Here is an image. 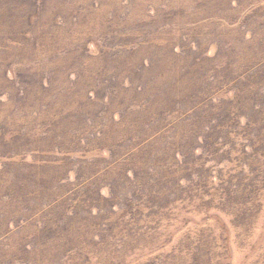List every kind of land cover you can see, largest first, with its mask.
Wrapping results in <instances>:
<instances>
[{
  "label": "rangeland",
  "instance_id": "rangeland-1",
  "mask_svg": "<svg viewBox=\"0 0 264 264\" xmlns=\"http://www.w3.org/2000/svg\"><path fill=\"white\" fill-rule=\"evenodd\" d=\"M97 1V28L87 38L92 55L105 57V68L85 59L79 65L76 60H55L51 67L49 57L42 55H37L45 59L42 70L25 57L20 58L27 59L22 65L12 66L9 61L17 59L16 55L30 53L0 49V58H5L0 62V80H5L6 72L15 77L20 69L19 80L21 76L24 80L19 85L34 90L45 87L40 108L33 100L22 109L11 106L16 115L0 116V123H11L5 134L9 141L6 146L0 142V193L6 192L4 198L9 200L17 198L15 192L25 191L27 204L11 209L5 205L0 210L4 211L0 214V264H55L44 251L49 245L41 235L58 229L53 222L62 214L44 219L62 210L66 219L71 217L68 228L90 227H79L92 233L88 235L91 240L81 243L88 244L77 250L91 248L101 257L99 264H264V139L257 136L264 131V81L259 77L264 39H252L259 37L264 0H216L211 5L201 0L202 6L196 4L200 0ZM83 3L75 2L73 11ZM105 4L108 8L103 12ZM162 8L182 12L187 18L185 28L215 22L217 37L227 32L235 17L243 40L230 36L220 42L210 37L204 56L214 59L223 50L230 54L211 61L209 69L191 68L202 55L199 35L187 38L177 32L181 29L172 31L173 25L167 31H130L132 22L142 28L154 25ZM102 13L105 23L116 16L119 29L110 24L103 34L99 30ZM193 16L202 17L195 23ZM75 25H70L74 35ZM62 28L57 40L65 37L67 42L60 51L72 53L71 43L85 40L67 36ZM157 46L164 54H154ZM39 49L34 54H44L50 47ZM142 58L144 68L138 66ZM156 58H160L158 63ZM233 64L238 65L232 68ZM50 81L53 89L48 90ZM163 83L169 85L171 98L172 86L178 87L180 95L196 84L205 85L192 100L186 97L181 105L169 103L161 115H148L144 108L150 106L146 103L154 85ZM162 101L160 95L155 103ZM72 103L86 107L84 131L79 135L69 116ZM63 104L67 107L61 111ZM54 123L60 124L64 138L54 137L51 144L41 146L38 129L49 130ZM23 127L31 131V147L25 138H18ZM164 145L167 153L157 156L164 163L148 157L151 150ZM144 157L148 158L143 163ZM126 165L130 167L124 169ZM168 172L169 179L159 184ZM146 180L156 195L152 201L139 200L134 194L136 187L144 191ZM163 186L168 188L165 193ZM94 193L100 196L98 203ZM60 201L55 208L51 206ZM92 204H97L98 212ZM89 216L95 217L91 223L85 221ZM66 219L58 225L63 226ZM95 220L99 225L91 227ZM95 228L100 238L93 234ZM134 239L137 245L133 242L125 262H120L123 244Z\"/></svg>",
  "mask_w": 264,
  "mask_h": 264
},
{
  "label": "trees",
  "instance_id": "trees-1",
  "mask_svg": "<svg viewBox=\"0 0 264 264\" xmlns=\"http://www.w3.org/2000/svg\"><path fill=\"white\" fill-rule=\"evenodd\" d=\"M77 1L78 0H0V49L15 48V50H21V51L26 49L30 53V54H18L16 55L17 59L9 61V63L12 66H14L19 62L22 65L28 59L36 69L42 70L44 67L43 64H44L45 59H40L37 56V55H42L43 57H49L47 59L51 61V67L55 63V60L56 61L76 60L78 61L77 65H79L85 59L86 61L94 62L95 66H101L102 68H105L106 67L105 57L102 54H100L101 52L99 53L100 55H94V56L92 55L93 52L90 50L91 42L89 41V37L87 38V35L92 34L93 31L97 28L95 27V24L97 23L98 13L100 9L97 6L98 1L97 0H83L84 3L82 5L79 4V7L75 11H73V5ZM208 1H209L208 5H211L214 2H216V0H208ZM196 4L199 6H202L203 1L200 0ZM107 8L108 7H106V4L104 6L101 5V9H103V12L104 10H107ZM118 8L121 9V6ZM168 11L164 8L157 10L158 12L157 21L156 22L153 21L152 23H154V25L148 28H142L139 26H135L136 22L130 23L131 24L130 31L133 33H139V34L150 31V30H157V29H162V28L163 29L160 31H167L166 28L173 25L172 31L175 29H181L180 31H177V32H181L182 34H184V36L187 35V38H190L191 34L199 35L201 39L198 43V51H200L202 55L194 60V65L191 66V68L198 67L202 70L209 69L211 68L210 67L211 61L214 62L218 58L223 59L224 53L230 54V52H226L223 50L219 54H216L214 56V59H209L208 57L204 56L203 54H206V51H207L206 45L209 43L208 40L210 37L218 38L220 42H225L229 40L228 38H230V36L237 40H243L239 32L238 26H236L237 24H236L235 17H233L232 20L230 21V26L226 30L227 32H223L221 36L217 37L216 35L219 33V26L215 22H209V25L202 24L197 27L194 24L189 28H185L187 18H185L182 12L176 10L175 12L169 13ZM83 12H88V13L81 16ZM210 14H216V13L212 11V13ZM201 17L202 16L194 18L193 16L194 22L197 23ZM114 19H116V16L111 20L107 19L105 23L103 21L104 18H103V13H102L101 24H100L99 30L100 31L103 30V34L106 35L109 29L108 25L110 24L113 28L119 29L117 27V25L119 24H117ZM259 20H261L260 24L262 26L261 28L260 27L257 28L256 34H258L259 37H256V35H254L252 39H264V14L261 15ZM74 22H76L75 29H73L76 32L75 35L73 34V31H70V25H72ZM158 23L160 24V26L158 25ZM60 26H64V28L62 29H63V32L67 36L68 35L72 37L74 36L73 39L77 41H81L83 39L85 40L84 42H77V43H80L79 47L77 43L72 42L71 45L74 47V51L72 53L63 54L62 51H60L61 44L67 42V41H64L66 39L65 37H63V41L57 40V36H61V34L59 33ZM200 28L203 31H200ZM39 39H41L42 41H39ZM39 46L46 48L47 50L50 47V49L48 52H43L44 54H34V52L41 51L39 49ZM58 51L61 54H58ZM154 54H164V53L157 46V48L154 51ZM179 54H182L181 51H179ZM24 57L27 59L21 60ZM50 57H53V58H50ZM4 60L5 58H0V62ZM156 60L158 63L160 61V58H156ZM190 61L192 60L190 59ZM138 64H139L138 66L144 68V65H145L144 59L142 58L140 60V63ZM237 65L238 64L236 65L233 64L232 68H236ZM16 70H17V74L15 75V77H8V73L6 72L2 76V78H4L5 80L4 81L0 80V116H7V115H13V114L16 115V112L14 111L13 108L22 109L26 107L25 104H28L29 102L33 100L36 101L35 105H38V108H40L39 105L42 102L43 92H44L45 87H40L36 90L31 88V86L22 87L21 85H19V81L24 80V78L22 79V76H21L19 80L20 69H16ZM202 70H201L202 74L205 75V73ZM243 70H245V68ZM263 72H264V66L262 67L259 73V77L264 81ZM42 74L43 73H38V75H42ZM49 78L50 80L52 79L51 76H49ZM159 79H160V75H159L158 80ZM228 82H231V81L229 80ZM8 83H10V86ZM34 83L37 85L36 82ZM204 85L205 84L203 83L198 84V85L196 84L195 88L191 90H187V91L185 89L186 93L180 94V95L178 92H176L178 91V87L172 86L174 90L173 98H171V96L168 93V91L170 90L169 85H165L163 83V85H157V88L154 85V91L153 93H151L152 97L146 103L147 105H150V106L147 108H144V111L148 115H156V114L161 115L167 111L166 106L169 105V103L172 105L174 103L177 105H181L182 103L186 102V97L188 100H192L193 97H196L197 95H199ZM46 88L48 90L53 89V83L50 81L49 85ZM160 95L162 96L163 101L161 103H155L156 101H158ZM88 100L90 101V99ZM255 103L259 105L258 102H255ZM63 105H59V109L61 111L62 109L67 107L65 106V104ZM262 105L263 104H261L260 106ZM68 106H69L68 107L69 116L71 117L75 125L74 132L78 135L79 133L82 134L84 131L82 126L85 124L82 118V115L86 111V107L82 103L80 104L72 103ZM79 106H82L81 111L78 109ZM211 112H214V111H211ZM58 117H62V116L60 115ZM56 121H57V118H56ZM158 121H160L159 118L156 119L153 122V124H155ZM24 125H27V124H24ZM9 126H11L10 122L0 123V130H1L0 131V142L4 146H6L7 142L9 141V139H7L5 136V134L10 130ZM59 127H60L59 123H54L51 127H49V130L38 129L37 131L38 137H39L38 141L41 142V146L44 147L45 144H51L54 137L59 136L62 139L64 138V134L59 129ZM18 132L22 133V135H19L18 138L19 139L25 138L28 144V147H31L32 142L29 137V134L31 131L27 129L26 127H23V128H20ZM75 133L71 136V138L75 136ZM257 136H260L262 139H264V131L259 132ZM69 140L70 138L64 141H69ZM165 141L166 139L163 140L162 142H165ZM79 145H80V139H79ZM165 153H167L166 145H164L163 147L157 146L156 148L151 150V155H149L148 157L154 156V158L156 159L158 163H164V158H160L157 156L159 155L165 156ZM148 157L143 158V163L145 159H147ZM174 165H177L176 162L174 163ZM128 167L130 166L126 165L124 166V169ZM121 177H124L126 180H129L127 175L123 174L121 175ZM169 177H170V173L168 172L166 174L165 179L161 180L158 183L159 184L165 183L169 179ZM146 182L147 184H144V191L143 192L137 191L138 188L136 187V191L134 192V194L135 195L138 194V196L141 197L139 200L146 199L148 201H152L155 199L156 195L153 192L154 190L153 188L152 189L148 188V184H150V182L148 180H146ZM161 188H162L163 193H165L168 190L166 186H163ZM5 193L6 192L0 193V206H1L0 210H2L5 205L9 206V209H11V207L13 208L23 207V205L26 204L24 203V201H26L24 198L25 191L21 192L20 195L17 192H15L17 198H15L13 193H7V194L14 196V199H9V200L4 198V196H6ZM93 198L98 203L100 196L96 197L94 193ZM4 199H5V203H4ZM14 200L16 202H13ZM61 202L63 201H60L57 203L52 202L51 206L55 208L57 204ZM92 208L96 209L97 212L99 211L97 204H92ZM3 212L4 211H2L1 213ZM97 212H95L94 214H96ZM61 214L62 216L56 219L55 222H53L54 219L50 220V223L53 222V225L57 226L58 229L44 231V233L41 235L42 239L43 238L46 239L45 243L49 245L44 248V251L46 252V254L53 259L52 261L55 264H99L102 259L100 256L95 254L91 248L87 250H77L78 247H84L88 244L86 243V244L81 245L83 240L90 239L88 235L92 233L87 230L84 231L83 229H79V227H82V228H90V227H86V225H84V226H72L68 228V224H69L71 217L66 219L67 218L66 210H62L56 214H51L48 217H46L44 221L49 220L51 217L55 215H61ZM5 219L6 218H4L3 221ZM62 219H66V222L64 223L63 226H59L58 222L62 221ZM93 219H95L94 216H89L85 219V221L88 223H91ZM98 225H99L98 220H95L94 226L91 224V227H97ZM71 230H74V232L70 233L69 231ZM62 232H65V234H63ZM58 234H60L64 238L58 237L57 236ZM93 234L98 235V237L100 238L99 232L96 228ZM141 238L145 240L144 237H141ZM133 242L136 244L135 239L129 241L126 244H123V248L121 250V255L119 259L120 262H125L123 258L127 256L128 251L133 249ZM90 244L93 245L92 242H90ZM36 248L37 250L35 254L37 256L39 254V247H36ZM55 250L57 251L55 252ZM69 250H74V251H72L69 254ZM59 254L61 255V257L58 259Z\"/></svg>",
  "mask_w": 264,
  "mask_h": 264
}]
</instances>
